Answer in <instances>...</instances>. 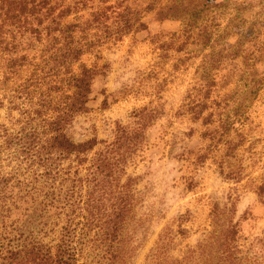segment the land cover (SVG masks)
<instances>
[{"label": "trees", "instance_id": "1", "mask_svg": "<svg viewBox=\"0 0 264 264\" xmlns=\"http://www.w3.org/2000/svg\"><path fill=\"white\" fill-rule=\"evenodd\" d=\"M147 10L159 22H181V42L203 49L222 45L242 28L246 35L236 47L255 43L264 58L260 31L250 30L238 10L223 27L232 12L229 0H166ZM146 29L127 0H0V110L17 116L12 127L0 123V264H134L144 228L128 167L144 146L154 113L144 109L133 127L119 125L111 142L77 143L68 129L88 113L102 73L83 64V57L99 42ZM222 55L207 75L210 88L226 69ZM252 83L251 97L264 80L255 76ZM205 109L194 112L204 136L235 157L238 144L227 140L228 126L213 128L214 114L203 116ZM258 194L264 197V184ZM211 228L178 258L173 247L186 232L167 231L145 264H246L238 224L216 207Z\"/></svg>", "mask_w": 264, "mask_h": 264}, {"label": "rangeland", "instance_id": "2", "mask_svg": "<svg viewBox=\"0 0 264 264\" xmlns=\"http://www.w3.org/2000/svg\"><path fill=\"white\" fill-rule=\"evenodd\" d=\"M127 1L147 29L120 41L99 42L83 57V64L102 73L94 83L88 113L76 118L68 135L77 143L93 138L111 142L119 125L133 127L137 113L153 111L144 146L128 167L136 178V215L144 228L134 264H145L159 237L170 230L186 232L176 240L174 258L196 246L212 230L216 207L238 224L237 244L246 264H264V197L258 194L264 184V85L254 98L248 94L255 76L264 80L260 48L248 42L236 47L246 35L242 28L212 50L181 42V22H159L147 10L149 4L166 0ZM229 4L232 12L223 27L238 10L248 28L260 31L264 39V0ZM222 53L226 69L210 88L207 75ZM202 108L203 116L214 114L213 128L219 122L228 126L227 140L238 144L235 157H226L223 146L214 147L204 136L202 121L194 119ZM11 118L0 110V123L12 127Z\"/></svg>", "mask_w": 264, "mask_h": 264}]
</instances>
